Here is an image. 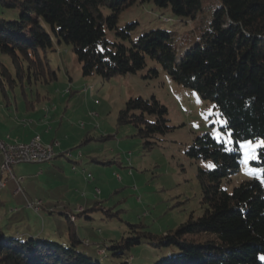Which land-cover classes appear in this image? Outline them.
<instances>
[{"label":"trees","instance_id":"obj_1","mask_svg":"<svg viewBox=\"0 0 264 264\" xmlns=\"http://www.w3.org/2000/svg\"><path fill=\"white\" fill-rule=\"evenodd\" d=\"M145 1L169 8L190 25L187 34L156 28L133 38V25L118 26L122 11ZM0 6L9 13L0 16V53L10 57L15 72L0 63V80L12 85L16 79L21 85L56 80L47 58L55 43L72 47L84 77L137 74L149 58L175 82L213 102L226 122L220 127L232 137L227 147L204 132L185 150L189 158L213 162L211 169L197 171L204 207L200 216L191 215L161 234L139 230L106 246L109 256L98 253L97 245L95 253L81 248L72 227L67 239L59 240L28 232L19 236L0 225V264H133L127 251L141 239L177 248L154 264H264V144L252 161L260 179L244 180L231 191L222 185L240 168L239 141L264 142V0H0ZM107 30L119 40L110 41ZM157 75L153 67L142 76ZM26 101L28 109L34 107ZM167 114V106L153 95L130 97L117 124L134 125L151 148L158 134L173 128ZM86 210L61 213L73 222Z\"/></svg>","mask_w":264,"mask_h":264},{"label":"rangeland","instance_id":"obj_2","mask_svg":"<svg viewBox=\"0 0 264 264\" xmlns=\"http://www.w3.org/2000/svg\"><path fill=\"white\" fill-rule=\"evenodd\" d=\"M0 16H9L1 6ZM126 24L133 25V38L156 28L183 36L190 26L179 21L169 8L157 7L152 1L122 11L118 26ZM106 37L110 41L119 40L110 30L106 31ZM47 58L57 73V79L52 82L21 85L16 79L17 84L12 85L5 78L0 80V122L15 134L19 129L14 126L15 120L35 121L33 126L38 125L37 130L49 129V134L56 136L61 144L56 151L66 155L57 156L56 162L12 166L16 179L23 178L19 183L21 193L14 192L18 186L14 178L1 174L5 186L0 190V225L12 234L19 231V236L28 232L59 240L67 239L72 227L82 240L81 248L95 253L97 245L98 253L104 251L109 256L106 246L139 235V230L161 234L176 228L191 215L200 216L204 207L197 171L211 169L213 166L209 165L213 162L189 158L185 150L196 135L204 132L215 138L214 132L221 133L216 139L224 141L227 147L232 143L230 132L220 127L224 119L213 102L175 82L149 58L146 68L137 74L108 79L82 76L70 45L55 43V50L49 51ZM0 63L15 74L8 55L0 53ZM153 67L158 69L156 77L142 76ZM152 95L167 106L168 124L173 128L158 134L152 147L147 148L136 127L117 124V117L128 98ZM26 100L34 107L28 109ZM41 122L45 126H40ZM244 142L253 144L256 158L245 163L240 149L239 170L222 181L228 191L244 180L261 177V171L258 175L248 172L260 170L252 161L257 159V149L263 141L241 140L239 145ZM1 164L2 158L0 168ZM23 194H27L29 201L37 199L34 196L40 197L48 202L47 206L38 211L28 207ZM67 203L81 204L87 210L76 214L71 222L61 212L77 211H67ZM86 240L90 243L86 244ZM175 252V246H153L141 239L130 247L127 255L133 264H154Z\"/></svg>","mask_w":264,"mask_h":264},{"label":"built area","instance_id":"obj_3","mask_svg":"<svg viewBox=\"0 0 264 264\" xmlns=\"http://www.w3.org/2000/svg\"><path fill=\"white\" fill-rule=\"evenodd\" d=\"M85 92L87 88L83 89ZM58 146V141L50 142L49 147H42L34 145L32 142H21L17 140H12L10 138L9 144H2L0 138V155L2 157V164L0 168V173L7 174L9 178H14L18 186L15 189V193H20L22 191L19 183L22 179H16L15 175L12 173V166L19 163H44L51 161L56 155L55 148ZM90 176V175H88ZM5 186V180L0 178V190ZM27 200V206L35 210H39L44 202L40 199ZM81 210L82 208H78Z\"/></svg>","mask_w":264,"mask_h":264},{"label":"crops","instance_id":"obj_4","mask_svg":"<svg viewBox=\"0 0 264 264\" xmlns=\"http://www.w3.org/2000/svg\"><path fill=\"white\" fill-rule=\"evenodd\" d=\"M15 122L16 123L14 124V126L15 127L16 126L19 127V129L17 130V132H15V134L13 132H10L8 130V128L2 122H0V128H1L0 137H5L8 134L12 139H16L18 141H23V142H25V141H27V142L34 141V142L40 143L41 145H44V146L50 145V142H52V141H58L56 136H54V135L51 136L49 134L50 133L49 129L42 130V131L37 130L38 125L33 126V123L35 121L21 120V119L18 120L17 119V120H15ZM40 126H45V123L41 122ZM8 135L5 138H1V139L10 141V137ZM60 145L61 144L58 142V147ZM56 149H55V151H56ZM62 153H64L63 155H66L65 152H60V151L57 152L56 151V155L52 159L51 162H54L55 158L57 156H59V155H62ZM0 160H1V156H0ZM40 172H43V170H40ZM0 177H1V173H0ZM21 179L23 181V178H21ZM24 192H25V190H24ZM34 197L37 198V199L42 200L40 197H36V196H34ZM22 199L25 200V199H29V198H27V194L26 195L23 194V198ZM43 202H44L43 206H47L48 202L47 201H43ZM66 205H68V208H67L68 210L67 211H74V210L76 211L77 208H82L83 207V206H81V204H79L78 206H75L74 204L67 203Z\"/></svg>","mask_w":264,"mask_h":264},{"label":"snow or ice","instance_id":"obj_5","mask_svg":"<svg viewBox=\"0 0 264 264\" xmlns=\"http://www.w3.org/2000/svg\"><path fill=\"white\" fill-rule=\"evenodd\" d=\"M214 107V106H213ZM211 109L209 110V116L211 115ZM205 119L207 120L208 117L206 116ZM223 123H226V122H223ZM214 135L216 136V138H220L221 136V133L219 132H214ZM262 144H264V142H261ZM240 149L243 151V154H244V160H245V163H247L248 160L250 159H255V150H254V146L251 142H244V143H241L239 145ZM213 165H209V167H212ZM261 170H252V169H249V172L248 174L250 175H258L259 172ZM261 259H264V257H261Z\"/></svg>","mask_w":264,"mask_h":264},{"label":"bare ground","instance_id":"obj_6","mask_svg":"<svg viewBox=\"0 0 264 264\" xmlns=\"http://www.w3.org/2000/svg\"><path fill=\"white\" fill-rule=\"evenodd\" d=\"M30 142L34 143V145H38V146H42V147H49L50 146V145L44 146V145H41L40 143H37V142H34V141H30ZM1 143L2 144H9V141L1 139Z\"/></svg>","mask_w":264,"mask_h":264}]
</instances>
